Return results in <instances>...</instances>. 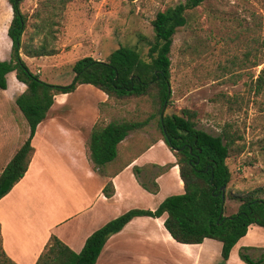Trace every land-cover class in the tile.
<instances>
[{
    "label": "rangeland",
    "instance_id": "1",
    "mask_svg": "<svg viewBox=\"0 0 264 264\" xmlns=\"http://www.w3.org/2000/svg\"><path fill=\"white\" fill-rule=\"evenodd\" d=\"M179 1L25 0L20 7L26 16L24 45L33 48L46 45L55 53L37 58L39 62L29 63L28 67L42 81L66 86L73 78L72 65L85 57L105 61L117 48L128 47L138 52L142 60L149 61L147 53L153 39L151 21L157 12ZM4 5L7 7V3ZM2 14L8 22L10 10ZM186 17L187 24L172 38L170 97L164 115H179L183 109L190 110L196 114V129L213 136L225 132L233 139L226 161L230 172L228 196L262 188L264 0H206ZM20 89L17 85V90L8 87L7 91L0 92V114L16 113L14 99ZM70 94L67 105L62 110L54 108L48 117H77L90 105L100 125L150 119L138 131L146 136L136 149L144 150L150 141L160 138L154 91L142 97L108 100L96 89L84 85ZM56 100L59 102V97ZM261 197L264 199V194ZM237 207L238 203L226 196L224 215L236 213ZM260 236L259 246L264 247V229ZM211 242L213 247L219 245ZM141 249L146 252L145 248ZM261 254L264 252L260 249L251 253L254 259ZM140 256L146 258V253ZM115 260L114 264H129L120 255ZM0 264H3L1 244ZM152 264L194 263L168 259Z\"/></svg>",
    "mask_w": 264,
    "mask_h": 264
},
{
    "label": "trees",
    "instance_id": "2",
    "mask_svg": "<svg viewBox=\"0 0 264 264\" xmlns=\"http://www.w3.org/2000/svg\"><path fill=\"white\" fill-rule=\"evenodd\" d=\"M6 1L11 9L7 29L11 49L9 60L0 61V91L6 90V75L11 72L24 85L25 89L14 99V105L26 123L27 135L0 173V199L27 171L33 152L31 139L54 105L55 96L70 94L81 85L93 87L105 94L108 100L142 97L154 91L160 139L174 156L183 184L182 194L166 197L155 210L131 209L109 221L85 240L79 253H74L51 236L35 264H95L107 240L136 217L159 218L166 215L164 229L180 244L197 245L205 239L221 243L220 264L226 263L231 249L245 236L249 226L264 229V199L261 197L264 187L239 191L236 195L226 194L230 183L226 161L233 145L229 134L222 132L213 136L196 129V114L190 110L183 109L179 115L161 114L163 105H167L170 97L169 54L172 38L178 29L187 24V13L206 0H180L175 6L156 13L151 21L153 39L147 53L149 61L142 60L138 52L128 47L117 48L105 61L85 57L72 65L73 78L66 86L46 83L28 68L21 55L41 58L55 53L46 45L39 48L24 45L22 38L26 16L20 7L25 0ZM149 120L109 122L104 125L96 123L87 142L88 159L93 169L99 170L112 162L119 143L129 132L143 129ZM149 168L134 167L133 174L145 191L155 195L158 192L155 176L166 168L159 167L153 178L146 176L140 179V172ZM102 192L106 198H110L114 193L111 183L108 182ZM226 196L238 203L236 213L228 216L224 215ZM250 249L241 248L239 259L245 264H264V254L253 259L248 254ZM1 259L3 264H14L2 250Z\"/></svg>",
    "mask_w": 264,
    "mask_h": 264
},
{
    "label": "crops",
    "instance_id": "3",
    "mask_svg": "<svg viewBox=\"0 0 264 264\" xmlns=\"http://www.w3.org/2000/svg\"><path fill=\"white\" fill-rule=\"evenodd\" d=\"M3 1L0 2V61H8L11 41L7 29L11 9L7 1ZM4 10H10L8 22L3 18ZM21 57L27 66L40 60ZM6 84V90L0 92L7 91L8 87L17 90V85L21 86L20 94L25 89L13 72L6 75ZM71 95L55 96L49 113L54 108L62 110ZM102 101L105 102L103 97ZM15 112L0 114V173L27 135L23 117L17 109ZM80 115L72 118L46 116L31 139L33 152L27 171L0 199L1 250L14 264H35L51 236L79 253L93 232L121 214L131 209L153 211L166 197L183 193L175 158L160 138L150 141L144 150L136 149L146 136L138 132L140 130L129 132L119 143L112 162L99 170L93 169L88 159L87 142L97 123V114L87 105ZM134 167H150L140 172L142 180L146 176L153 178L159 167L166 168L155 176L158 186L155 195L139 185L133 174ZM108 182L114 190L110 198L102 192ZM165 218L166 215L133 218L107 240L95 264H114L117 255L123 256L129 264L160 263L168 259L180 263L220 264L221 243L215 247L210 239L197 245L177 243L164 229ZM262 229L249 226L245 236L231 249L225 264H245L238 257L243 247L251 248L248 251L251 258V253L257 249L264 252V247L259 246ZM143 253L146 258L140 256Z\"/></svg>",
    "mask_w": 264,
    "mask_h": 264
},
{
    "label": "water",
    "instance_id": "4",
    "mask_svg": "<svg viewBox=\"0 0 264 264\" xmlns=\"http://www.w3.org/2000/svg\"><path fill=\"white\" fill-rule=\"evenodd\" d=\"M168 93H170V87H168ZM164 109H165V104L163 105L161 109V114L164 112ZM222 191H223V188H222Z\"/></svg>",
    "mask_w": 264,
    "mask_h": 264
}]
</instances>
